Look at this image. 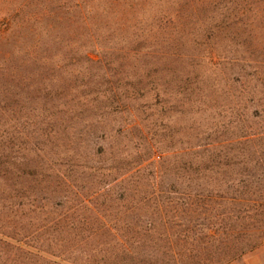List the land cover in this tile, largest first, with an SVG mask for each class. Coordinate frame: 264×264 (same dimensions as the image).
<instances>
[{"label":"rangeland","instance_id":"obj_1","mask_svg":"<svg viewBox=\"0 0 264 264\" xmlns=\"http://www.w3.org/2000/svg\"><path fill=\"white\" fill-rule=\"evenodd\" d=\"M257 255L264 0H0V264Z\"/></svg>","mask_w":264,"mask_h":264},{"label":"trees","instance_id":"obj_2","mask_svg":"<svg viewBox=\"0 0 264 264\" xmlns=\"http://www.w3.org/2000/svg\"><path fill=\"white\" fill-rule=\"evenodd\" d=\"M68 229H72V228H68ZM132 231H134V230H132ZM115 262H116L115 264H150L148 260H140V259H137L133 256H129V258L127 260L120 258V259H117ZM216 263L221 264L218 260H216ZM94 264H110V261L108 262L107 259L101 258V260H99L98 262L95 261Z\"/></svg>","mask_w":264,"mask_h":264},{"label":"crops","instance_id":"obj_3","mask_svg":"<svg viewBox=\"0 0 264 264\" xmlns=\"http://www.w3.org/2000/svg\"><path fill=\"white\" fill-rule=\"evenodd\" d=\"M225 264H264L260 256H252L247 262L232 261Z\"/></svg>","mask_w":264,"mask_h":264}]
</instances>
